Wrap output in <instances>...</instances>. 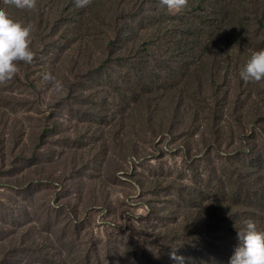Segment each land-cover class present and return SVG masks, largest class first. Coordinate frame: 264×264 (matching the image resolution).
I'll return each mask as SVG.
<instances>
[{"label":"rangeland","instance_id":"obj_1","mask_svg":"<svg viewBox=\"0 0 264 264\" xmlns=\"http://www.w3.org/2000/svg\"><path fill=\"white\" fill-rule=\"evenodd\" d=\"M64 64L41 96L11 82L0 95V264H125L127 249L180 215L166 202L175 188L197 192L222 155L238 165L245 141L246 157L264 160V117L247 109L253 92L228 106L216 137L184 118L173 130L134 135L120 123L132 113L117 92L122 70Z\"/></svg>","mask_w":264,"mask_h":264},{"label":"trees","instance_id":"obj_2","mask_svg":"<svg viewBox=\"0 0 264 264\" xmlns=\"http://www.w3.org/2000/svg\"><path fill=\"white\" fill-rule=\"evenodd\" d=\"M0 7L34 25L35 53L31 63L20 62L15 77L0 87L2 99L10 94L5 89L9 82L41 96L52 84L45 75L54 78L64 63L70 70L96 65L103 73L116 66L122 70L117 92L132 112L121 116L120 123H131L134 135L162 133L167 125L173 130L184 118L196 131L209 130L216 137L228 106L242 105L243 90L253 92L249 117H264V91L255 89L264 87V80L245 82L239 75L252 53L264 49V0H188L180 11L169 10L160 0H91L83 8L74 0H37L32 10L0 0ZM222 65L230 70L227 66L221 72ZM220 80L224 92L216 89ZM243 143L238 165L222 155L220 168L203 178L197 192L185 191L184 185L175 188L178 195L166 202L168 211L180 210V215L127 249L125 264H179L170 258L171 246H179L184 264H230L245 220L264 231V160L247 158L253 150L250 142Z\"/></svg>","mask_w":264,"mask_h":264},{"label":"clouds","instance_id":"obj_3","mask_svg":"<svg viewBox=\"0 0 264 264\" xmlns=\"http://www.w3.org/2000/svg\"><path fill=\"white\" fill-rule=\"evenodd\" d=\"M76 7L83 8L91 0H74ZM5 5L17 9L32 10L37 6V0H3ZM169 10L180 11L188 4V0H160ZM34 25L23 23L9 15L5 8L0 7V84L12 80L18 73L20 62L31 63L35 53L31 48ZM243 81L260 82L264 80V49L255 51L239 73ZM46 80L54 79L50 74ZM57 90H62L63 84L55 82ZM245 227L238 230V246L230 259V264H264V231L258 230L251 219L244 221ZM170 258L184 264V257L177 255L179 246H171ZM134 264V262H133Z\"/></svg>","mask_w":264,"mask_h":264}]
</instances>
